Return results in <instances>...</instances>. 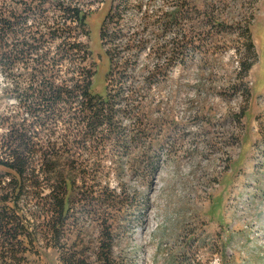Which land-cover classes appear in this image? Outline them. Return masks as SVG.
I'll list each match as a JSON object with an SVG mask.
<instances>
[{"label": "rangeland", "instance_id": "1", "mask_svg": "<svg viewBox=\"0 0 264 264\" xmlns=\"http://www.w3.org/2000/svg\"><path fill=\"white\" fill-rule=\"evenodd\" d=\"M42 1L49 7L51 0ZM31 2L8 0L7 9L13 12ZM75 2L88 10L90 37L73 22L63 25L60 17L56 27L71 33L69 42H82L90 49L85 65L98 69L95 92L103 93L107 85L116 90L121 78L125 87L137 90L140 141L120 152L121 177L116 175L119 159L109 146L90 158L81 156L85 152L77 146L57 147L66 155L76 153L75 166L109 171L98 188L123 187L131 194L128 209L114 225V264H264V0ZM182 11L185 19H178L173 28L171 15ZM248 34L256 56L251 70L243 74ZM45 40L43 52L57 56L63 38ZM12 41L9 38L8 49L0 46V55L13 54ZM78 67V62L66 61L57 69L65 77ZM24 73L21 64L0 63V117L20 112L27 116L14 89L17 82L27 86L20 77ZM134 121L130 116L121 120L127 140ZM65 128L59 123L58 135ZM33 131L32 135L40 133L34 139L40 148L46 146L49 131L39 127ZM6 132L0 123V136ZM150 144L164 160L152 184L142 176L140 164L133 170ZM144 195L148 207L141 201ZM23 222L25 233L33 238H22L27 262L62 264L60 253L35 237L28 213ZM72 225L69 244L76 250L88 248L90 264H99L93 254L100 245V221L80 208L73 212Z\"/></svg>", "mask_w": 264, "mask_h": 264}, {"label": "trees", "instance_id": "2", "mask_svg": "<svg viewBox=\"0 0 264 264\" xmlns=\"http://www.w3.org/2000/svg\"><path fill=\"white\" fill-rule=\"evenodd\" d=\"M7 1L0 0V46L8 49L9 38H13V54L0 55V63L5 67L11 63L21 64L27 71V74L20 75L27 86L17 82L14 88L19 94V108L27 116L20 112L17 116L0 117V123L7 129L6 134L0 136V191H4L0 194V264H29L22 239L28 235L32 238L31 233H25L23 217L26 213L35 224V237H42L57 250L62 264H90L92 256L88 248L76 250L69 244L74 228L73 212L80 208H85L88 214L100 221V245L93 254L95 261L114 264V225L116 218L128 209L131 194L123 187L119 190L109 186L98 188V183L109 176V171L101 167L75 166L76 153L70 154L69 151L66 155L57 147L59 143L77 146L85 152L78 153V156L90 158L98 156L109 146L119 159L116 175L121 177L124 173L121 153L129 151L140 141V114L134 106L137 90L125 87L121 78L120 87L116 90L107 85L103 93L95 92L98 69L96 66L94 69L92 64L85 65L91 55L90 49L82 42H69L68 39L73 38L71 33L66 35L62 28L56 27L60 17L63 25L73 22L83 36L90 37L86 29L89 13L82 3L51 0L46 7L42 0H32L25 5L21 3L10 12ZM59 12L60 16L57 15ZM171 17L173 28L178 19H185L183 11L173 13ZM41 27L47 32L43 33ZM246 37L248 42L244 50L247 57L241 64L243 74L251 70L252 58L256 56L249 34ZM45 38L52 41L63 38L57 56L51 57L49 52H43L47 43ZM66 61L71 64L78 62L81 67L68 71L65 77L61 76L57 68ZM109 74H105L106 83ZM151 78L150 74L147 80ZM125 116L135 120L128 140L127 129L121 122ZM30 120L32 122L27 123ZM59 123L66 125L60 135L57 132ZM38 127L49 131L47 145L42 148L34 140L40 133L31 134L33 128ZM148 148L135 161L133 170L136 172L135 168L140 164L142 176L150 179L152 184L164 160L162 152L153 150L151 144ZM64 160L68 161L67 165L62 164ZM141 201L144 207L149 206L147 195L141 196ZM22 204L25 209L19 210Z\"/></svg>", "mask_w": 264, "mask_h": 264}]
</instances>
